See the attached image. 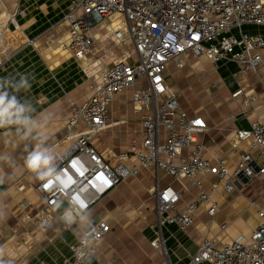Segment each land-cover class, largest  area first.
<instances>
[{"label": "crops", "instance_id": "obj_1", "mask_svg": "<svg viewBox=\"0 0 264 264\" xmlns=\"http://www.w3.org/2000/svg\"><path fill=\"white\" fill-rule=\"evenodd\" d=\"M6 2L0 0V50L8 55L1 71L7 100L0 110V258L17 264H37L40 259L60 262L70 256L89 218L105 219L112 229L88 264H154L165 256L173 264H188L204 238L222 245L238 235L251 234L258 210L264 208L263 173L243 179L242 185L229 192L223 183L214 186L215 175L199 174L196 178L203 181L218 210L211 216L206 206L200 207L187 229L164 226L163 246L153 240L156 230L151 227L156 218V188L172 183L181 193L180 206L192 200L198 189L192 179L173 180L155 166L142 168L138 176L104 195L72 228L64 224L59 210H46L35 190L36 170L49 166L68 147L72 104L93 95L102 70L119 60L132 62L136 53L131 39L115 36L119 29L126 31L119 13L89 30L91 49L77 59L67 48L70 27L64 20L72 0ZM248 27L264 34V27ZM165 76L170 91L178 96L180 111L206 122L207 128L199 134L206 158H223L232 171L241 153L249 151L258 166L264 167V150L250 148L248 141L235 137L237 129L264 122L263 63L241 71L237 62L223 60L216 66L204 54L188 51L184 66L170 63ZM237 90L243 93L234 95ZM131 92L114 97L108 126L91 139L113 165L116 153L128 149L133 140H142L141 118L134 112ZM35 157L40 158L38 165L32 163ZM43 216L48 225H40ZM224 223L227 227L222 230ZM125 248L128 252L119 255Z\"/></svg>", "mask_w": 264, "mask_h": 264}, {"label": "built area", "instance_id": "obj_2", "mask_svg": "<svg viewBox=\"0 0 264 264\" xmlns=\"http://www.w3.org/2000/svg\"><path fill=\"white\" fill-rule=\"evenodd\" d=\"M113 13L124 16V30L115 36L131 39L136 58L119 60L102 70L93 95L73 103L67 122L68 147L46 168L36 170L39 178L35 190L45 209L59 210V217L72 228L101 198L126 181L138 176L142 168L157 167L173 180L192 179L198 192L180 206L181 193L172 183L158 186L156 230L154 241L163 246L161 229L176 224L191 227L200 207L206 206L214 216L218 203L205 189L199 174H213L214 186L223 183L233 191L264 174L249 151L242 152L234 170L220 158L211 161L203 153L199 134L207 128L197 116L180 111L177 94L170 91L165 76L170 63L180 68L188 51L204 54L216 66L223 60L241 64V71L264 64V34L245 30V26L264 27V0H72L64 20L69 24L67 48L82 59L90 51L93 40L89 30ZM8 55L0 50L1 71ZM131 90L135 113L142 123V140H133L129 148L115 154L113 165L92 144L94 135L108 126L110 105L114 97ZM237 90L234 95L242 94ZM252 100L255 97L252 96ZM4 101V103H5ZM3 105H0V110ZM199 121V123H197ZM238 141H248L250 148L264 150V122H253L249 128L237 129ZM50 222L43 216L40 225ZM227 224L221 225L225 230ZM105 219L89 218L82 235L71 246V254L62 261L37 264H88L97 256V245L111 231ZM264 264V208L258 210L255 228L249 236L238 235L219 245L214 238H204L188 264ZM0 264H17L7 257ZM154 264H173L167 256Z\"/></svg>", "mask_w": 264, "mask_h": 264}, {"label": "clouds", "instance_id": "obj_3", "mask_svg": "<svg viewBox=\"0 0 264 264\" xmlns=\"http://www.w3.org/2000/svg\"><path fill=\"white\" fill-rule=\"evenodd\" d=\"M4 101H5V98L0 96V105H4ZM10 106V105H9ZM32 163L34 165H38L40 163V158L39 157H35L32 161Z\"/></svg>", "mask_w": 264, "mask_h": 264}, {"label": "rangeland", "instance_id": "obj_4", "mask_svg": "<svg viewBox=\"0 0 264 264\" xmlns=\"http://www.w3.org/2000/svg\"><path fill=\"white\" fill-rule=\"evenodd\" d=\"M6 1H7V0H4V2H6ZM6 3H7V2H6ZM7 7H10V6L7 5ZM3 12H4V11H2L1 13H3ZM5 12H7V11H5ZM12 20H13V19H12ZM8 25H9V24H8ZM7 27H8V26H7ZM254 27H255V26H254ZM248 28H249L248 26H245L244 29H245V30H248ZM6 30H7V29H6ZM249 31H250V30H249ZM250 32H252V31H250ZM155 209H156V208H155ZM19 241H20V240H19ZM22 241H23V240H22ZM125 249H126V248H125ZM125 252H128V250H127V249H126V250H123L122 252L119 253V255H120L121 253H124V254H125ZM131 252H132V251H131ZM123 258H124V257H123ZM124 259H125V258H124ZM112 262L114 263L115 261L113 260V261H111V263H112ZM137 264H139V263H137Z\"/></svg>", "mask_w": 264, "mask_h": 264}, {"label": "snow or ice", "instance_id": "obj_5", "mask_svg": "<svg viewBox=\"0 0 264 264\" xmlns=\"http://www.w3.org/2000/svg\"><path fill=\"white\" fill-rule=\"evenodd\" d=\"M197 123H199V121H197Z\"/></svg>", "mask_w": 264, "mask_h": 264}, {"label": "water", "instance_id": "obj_6", "mask_svg": "<svg viewBox=\"0 0 264 264\" xmlns=\"http://www.w3.org/2000/svg\"><path fill=\"white\" fill-rule=\"evenodd\" d=\"M245 180H247V178H245Z\"/></svg>", "mask_w": 264, "mask_h": 264}]
</instances>
